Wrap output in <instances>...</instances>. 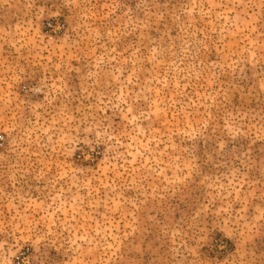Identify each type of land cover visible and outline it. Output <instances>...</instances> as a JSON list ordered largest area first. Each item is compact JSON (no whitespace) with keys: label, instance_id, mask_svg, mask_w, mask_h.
I'll return each mask as SVG.
<instances>
[{"label":"rangeland","instance_id":"1","mask_svg":"<svg viewBox=\"0 0 264 264\" xmlns=\"http://www.w3.org/2000/svg\"><path fill=\"white\" fill-rule=\"evenodd\" d=\"M0 264H264V0H0Z\"/></svg>","mask_w":264,"mask_h":264},{"label":"built area","instance_id":"2","mask_svg":"<svg viewBox=\"0 0 264 264\" xmlns=\"http://www.w3.org/2000/svg\"><path fill=\"white\" fill-rule=\"evenodd\" d=\"M50 25H52L51 23H49Z\"/></svg>","mask_w":264,"mask_h":264}]
</instances>
